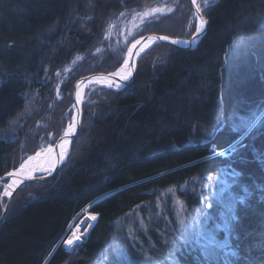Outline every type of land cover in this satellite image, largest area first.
Instances as JSON below:
<instances>
[{
	"label": "trees",
	"instance_id": "obj_1",
	"mask_svg": "<svg viewBox=\"0 0 264 264\" xmlns=\"http://www.w3.org/2000/svg\"><path fill=\"white\" fill-rule=\"evenodd\" d=\"M147 1L0 0V72L11 76L0 80V176L21 159L18 145L2 132L32 93L45 111L48 78L76 54L90 55L116 14ZM174 15L144 25L141 35H180L184 22ZM205 17L207 29L195 47L156 43L140 56L123 88L101 89L82 102L66 160L52 176L26 182L12 195L0 221V264H129L123 258L129 243L114 228L118 217L157 190L193 178L205 181L220 166L237 174L229 189L237 219L226 243L238 255L219 254L210 264H264V0H216ZM111 54L103 52L94 67L83 64L71 89L64 87V97L46 110L45 122L55 133L49 143L62 134L58 117L72 102L74 82L115 70L120 58ZM262 110L255 129L245 134L241 119ZM26 128L25 122L21 134L30 137ZM28 137L22 141L29 146L26 156L36 151L34 137ZM234 145L239 147L232 153ZM6 201L0 200V216ZM83 208L97 219L66 250L67 227ZM142 235L159 246L154 231L155 239ZM182 243L180 264H204L193 243Z\"/></svg>",
	"mask_w": 264,
	"mask_h": 264
},
{
	"label": "rangeland",
	"instance_id": "obj_2",
	"mask_svg": "<svg viewBox=\"0 0 264 264\" xmlns=\"http://www.w3.org/2000/svg\"><path fill=\"white\" fill-rule=\"evenodd\" d=\"M188 2L190 4L189 0ZM197 2L202 4L203 0H197ZM152 7L161 8L162 12L149 17L141 24L140 19L135 17L134 13L143 12L145 9ZM169 8L172 9L171 12L167 10ZM206 11L207 9L202 11L204 17ZM120 12H125V16L120 17ZM120 12L106 24L101 40L92 48L89 53L90 55L76 54L69 62L62 66L61 69L56 71L53 77L48 78L51 85L49 84L50 86L47 88V94L44 96L48 103L47 109L51 111L56 102L64 97L63 88L68 87L69 89L71 87L72 78L79 69L82 68L83 64L94 67V65L101 62V57H103L102 53L107 51L112 52L111 55L117 54L121 62V60L124 59L127 46L141 36L143 26L151 24L153 20H159L162 17L175 14L174 17L176 19L180 18L182 22H184L182 27L183 32L175 37L188 38L191 33L195 31V16L192 6L190 10H187V2L185 3V0H151L143 3V5L132 6ZM98 49L99 51H97ZM77 57H80V59H76ZM101 89L112 88L92 83L86 88L82 102L86 101L93 92L101 91ZM49 93L51 94L49 95ZM67 95H70V90H68ZM38 98L39 95L37 92L32 93L20 116L13 119L2 132L8 140L13 142L12 144L18 145V157H21V159L20 162L17 163L15 169L24 158L27 157V153L30 152V150H26L29 146L25 147V144L22 142L28 137L21 134L22 126L25 122L27 123V135L31 131L30 137L28 138L34 137L36 142V144L33 145L34 147L32 145L30 146H32L31 148H35L36 146V151L50 144L48 140L55 137V133H53V129H51L53 125L50 126L52 123L45 122L49 119V116L47 117V109L45 111L41 110V105L38 104ZM73 109L74 107L71 102L70 105L61 111L62 113L60 112L61 115L58 117V120L64 125L61 128V132L66 129L68 122L71 120ZM70 111L71 116L69 117ZM262 113L263 110L261 112L252 113L250 116L242 119L255 117L258 120ZM32 121L33 129L30 125ZM13 138H20L21 141L17 143ZM22 148H24V151ZM32 154H28V156ZM225 155H227V152L222 156ZM232 172L233 171L225 168V166H220L215 172L209 175L205 181L200 182L197 178H193L190 184L184 183L180 186L162 188L156 191L153 199L136 205L130 211L118 217L114 228L120 238L129 243L126 245L128 248H125L126 252L131 253L132 258L134 260H139L140 264H177L175 260H177L178 251L181 248L180 244L182 242L193 243L191 245L195 246L196 250H201L203 246L211 244L212 240L226 243L230 236V232L225 230L224 224L230 211L235 214L233 207L234 201L229 193L234 178ZM186 192L189 194H186ZM189 199H194V202H192L194 204L193 206L190 205ZM92 216H96V214L88 211L87 208H83L68 225L62 242L68 235L71 226L76 224L81 225L79 234L83 237L85 234L84 230L90 228L97 219L96 216V219L92 220ZM152 231L155 232L156 237L158 235L160 236L157 237V239H160L159 246L153 239L145 238L142 235V233H144L153 237L151 236ZM161 231L162 233L159 234ZM125 234L127 237H125ZM173 237H176V239L173 240ZM79 242L74 244L70 249H67L64 244L63 246L66 250H71ZM116 242L119 244L118 239H116ZM144 245L147 247H144ZM144 253H147V255H144ZM170 253L171 256L169 255Z\"/></svg>",
	"mask_w": 264,
	"mask_h": 264
},
{
	"label": "snow or ice",
	"instance_id": "obj_3",
	"mask_svg": "<svg viewBox=\"0 0 264 264\" xmlns=\"http://www.w3.org/2000/svg\"><path fill=\"white\" fill-rule=\"evenodd\" d=\"M216 3V0H203L202 4L198 3L197 0H192V4L195 6V17H196V22H195V31L191 33V39L190 40H176L173 39L170 41L171 44L175 45V44H179V43H183L185 45H191V44H195L199 41L201 34L205 31L206 29V25H207V20L205 19V17L203 15H201L202 11L205 9H208L212 6H214ZM169 12L172 11L171 8L167 9ZM162 12L161 8H157V7H152V8H148L145 9L143 12H139V13H134V16L139 18L141 21V24L144 23V21H146L149 17L154 16L157 13ZM120 17L125 16V12H120L119 13ZM260 23L264 24V17L260 18ZM111 27V25H110ZM236 30H239L238 28ZM168 41L169 37L168 36H159V37H148L147 38V42L144 43V47L140 49L141 52L144 51L145 48L149 47L152 43L156 42V41ZM142 41H144V37H141V40H137L135 42V44L132 46V48L129 49V56L132 55V49L136 48L137 45H140L142 43ZM241 43H244L243 40H241ZM10 47L12 46V43L10 42ZM99 51V49L97 50ZM137 55H139V52L137 53ZM76 59H80V57H77ZM128 64V60H125V66ZM124 66H122L123 68ZM112 77H119V80H115V79H104V78H97L96 82L98 83H104L107 85V87L109 88H115L117 90L123 88L125 86V84L123 82H127L129 80V77L131 76V72H127L126 74L123 71H118L116 73H112L111 74ZM11 76L8 73H2L0 72V80L2 79H10ZM77 95V102H79L80 98H81V94L78 91L76 93ZM77 123L78 121L76 120L75 117H73L72 122L68 125V127L66 129H64L63 132V137L61 140V143L59 145L61 151L59 153V156L57 159L53 160L51 162L50 167L52 169L55 168V166L63 161H65V157L68 154V145L70 143V137L74 136V134L76 133L77 130ZM257 125V119L255 117H250L248 119H241L238 127L241 128L242 130H244L245 134H247L249 131L254 130L255 127ZM243 146V145H240ZM239 146H232L230 148V152L235 153L238 150ZM49 152L52 151L51 148H49L48 150ZM221 155H224L225 152H221ZM37 155H39V153H37ZM34 158L33 157H28V159L26 161H24V163H22L20 165V168L16 170V172H10L7 173L6 175H8L9 177L12 176H16L19 173L24 172V170L26 169V167L28 166L29 162L32 161ZM47 171V170H46ZM233 177H235L237 174L235 171L232 172ZM3 178L0 177V180H2ZM22 181L20 180H14L12 182V184H8L4 186V191L2 194H0V200L3 199V197H10L12 195V192H10L8 189L13 188L14 185H18L20 184ZM244 201V197H241L240 200H238V203H243ZM4 207H6V205H4ZM92 220L96 219V216H92L91 217ZM237 217L230 211L227 217V220L224 224V228L227 231H231V227L234 221H236ZM85 233L88 231L87 229L84 230ZM82 239V237L80 235H73L72 237H70L69 239H67L66 241H63L62 243L69 246V248L73 247L75 242H79ZM200 254L202 256V259L204 261V264H210V261L217 255L219 254H224L226 256L229 257H235L238 255V250L234 249L232 247V245L230 243H223V242H217L215 240L211 241V244L209 245H205L201 248L200 250ZM49 255H51V253H49ZM120 254L117 253V256H119ZM144 255H147V253H144ZM171 256V253L169 254ZM124 259L128 260L129 264H140L139 260H133L132 259V255L131 253L125 252Z\"/></svg>",
	"mask_w": 264,
	"mask_h": 264
},
{
	"label": "water",
	"instance_id": "obj_4",
	"mask_svg": "<svg viewBox=\"0 0 264 264\" xmlns=\"http://www.w3.org/2000/svg\"><path fill=\"white\" fill-rule=\"evenodd\" d=\"M190 1V4H191V6H192V10H193V13H195V6L192 4V0H189ZM201 15H202V13H201ZM195 16V15H194ZM205 19L207 20V18L205 17ZM207 25H208V20H207ZM207 25H206V29H207ZM206 29H205V31H206ZM205 31L201 34V36H200V38L202 37V35L205 33ZM159 37V36H167V35H164V34H155V33H147V34H143V35H141V36H139L138 38H136L134 41H132V43H133V45L135 44V42L137 41V40H141V37H144V40H146L148 37ZM169 37V40L168 41H156V42H154V43H152L149 47H147V48H145L144 49V51H146L147 49H149L152 45H154V44H156V43H167V44H170L171 46H173V47H176V48H182V49H186V48H193V47H195L196 46V44L198 43H195V44H191V45H185V44H183V43H179V44H175V45H173V44H171L170 43V41L171 40H173V39H176V40H181V41H183V40H190L191 39V35L188 37V38H180V37H170V36H168ZM200 40V39H199ZM143 42V41H142ZM139 46L140 45H137V47L136 48H133L132 49V55H131V58H130V63H131V76L129 77V80L127 81V82H123L125 85L126 84H128L130 81H131V79H132V77H133V75H134V72H135V69H136V63H137V60H138V58H139V56L144 52H140V54H139V56H136V53L138 52V49H139ZM112 73H115V70L114 71H111V72H107V73H101V72H99V73H92V74H88V75H85V76H83V77H80L79 79H77L75 82H74V84H73V90H72V106L74 107V109H73V114H72V116L74 115V117L76 118V120L78 121V123H77V130H78V128H79V126H80V121H81V114H82V109H81V103H82V101H83V99H81L79 102H77V99H76V97H75V92H76V89H77V87H78V84L81 82V81H88L89 79H91V78H93V77H110V78H114V79H116V80H119V77L118 76H116V77H112L111 76V74ZM112 89H115V88H112ZM77 130H76V132H77ZM64 132V131H63ZM63 132H62V134L57 138V140L53 143V145L56 147L57 146V143H58V141L63 137ZM75 135V134H74ZM73 138V136L72 137H70L69 139H70V141H71V139ZM70 148V147H69ZM68 152H69V149H68ZM68 155V154H67ZM67 155H66V157H67ZM66 157H65V159H66ZM64 162V161H63ZM62 164V162L61 163H59V164H57L56 166H55V168L54 169H50L49 171H47V172H40V173H34V174H32L31 176H28V177H22L21 179H20V181H22L20 184H18V185H14V187L13 188H11L9 191L10 192H12V195L15 193V191L22 185V184H24L25 182H30V181H32V182H39V181H42V180H44V179H46V178H48V177H50V176H52L53 174H54V172L60 167V165ZM10 172H13V170L12 171H8V172H6L3 176H0V177H2V178H9L10 179V177L8 176V175H6L7 173H10ZM3 193V191L0 193V194H2ZM12 195L10 196V197H7V201H6V203H5V205H6V207H4V209H3V212H2V214H1V216H0V221L3 219V216H4V214H5V211H6V209H7V207H8V205H9V202H10V200H11V197H12Z\"/></svg>",
	"mask_w": 264,
	"mask_h": 264
},
{
	"label": "bare ground",
	"instance_id": "obj_5",
	"mask_svg": "<svg viewBox=\"0 0 264 264\" xmlns=\"http://www.w3.org/2000/svg\"><path fill=\"white\" fill-rule=\"evenodd\" d=\"M195 22H196V17H195ZM146 42H147V39L144 40V41L140 44L139 49H138L139 54H140V52H141L140 49L144 47V43H146ZM132 46H133V43H132V42L127 46V49H126V51H125V55H124V59L121 60L120 65H119V67L116 69L115 73L118 72V71H123V72L126 74L127 72L131 71V63H130V58H131V56H129V49L132 48ZM138 52H137V53H138ZM137 53H136V56H139V55H137ZM126 59L128 60V64L125 66V60H126ZM122 66H124V67L122 68ZM97 78L114 79V78H110V77H93V78L89 79L88 81H87V80H86V81H81V82L78 84V87H77L76 92H75V97H76V99H77V95H76V93H77L78 91H79L80 94H81V98H80V100L83 99V95H84V92H85L86 88H87L88 86H90V84H92V83H93V84L102 85V86H107V85L104 84V83H98V82H96ZM115 80H116V79H115ZM80 100H79V101H80ZM73 117H74V115L72 116L71 120L68 122L67 127H68V125L72 122ZM67 127H66V128H67ZM61 140H62V138L58 141L56 147H55L53 144H47V145L43 146L42 148L38 149L34 154L25 157L24 160L20 163V165H21L22 163H24V161H26V160L28 159V157H33L34 159H33L32 161L29 162V164H28V166L26 167V169L24 170V172L19 173V174L16 175V176H12V177H10V179H9L8 182H7V185H8V184H12V182H13L14 180H20L22 177H28V176H31L32 174H34V173H36V172H47V171H49V170L51 169V167H50L51 162H52L53 160H55V159L58 158L59 153H60V151H61V149H60V147H59V145H60V143H61ZM69 147H70V143H69V145H68V149H69ZM49 148L52 149L51 152L48 151ZM37 153H39V155H37ZM20 165H19L15 170H13V172H16V170L20 168ZM46 170H47V171H46ZM25 183H26V182H25ZM10 189H11V188H10ZM10 189H8V190H10ZM6 198H7V197H6ZM80 231H81V225H80V224H76V225H74V226H71L70 231H69V233H68V235L66 236V238H65L64 241H66L67 239H69L70 237H72L74 234H75V235H80V234H79ZM76 243H77V242H75V244H76ZM64 245H65V244H64ZM65 247H66L67 249H70L69 246H67V245H65Z\"/></svg>",
	"mask_w": 264,
	"mask_h": 264
}]
</instances>
